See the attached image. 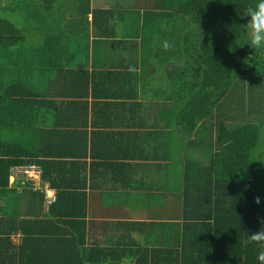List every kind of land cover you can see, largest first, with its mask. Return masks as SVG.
<instances>
[{
    "label": "trees",
    "instance_id": "1",
    "mask_svg": "<svg viewBox=\"0 0 264 264\" xmlns=\"http://www.w3.org/2000/svg\"><path fill=\"white\" fill-rule=\"evenodd\" d=\"M92 1H0V188L9 187L12 167L35 165L57 195L47 204L41 191H0L6 200L0 204V264H264L261 249L242 243L264 228V56L246 45L244 19L257 0H145L144 13L118 0L95 9ZM140 16L151 36L144 44L158 38L167 45L146 49L173 64V121L184 135L172 146L180 152L186 143L195 145L210 157V165L193 155L186 159L175 246L141 242L138 230L112 243L87 237L85 159L108 154L92 147L85 131L91 105L104 114L92 124L99 125L113 118L106 107L143 104L85 99L110 96L106 89L119 82L116 97L139 100L136 51L127 71L84 68L90 50L95 59L105 58L106 47L122 56L130 42L124 34L118 39V30L131 32ZM165 25L172 30L164 39ZM158 224L149 222V229L160 231Z\"/></svg>",
    "mask_w": 264,
    "mask_h": 264
},
{
    "label": "crops",
    "instance_id": "2",
    "mask_svg": "<svg viewBox=\"0 0 264 264\" xmlns=\"http://www.w3.org/2000/svg\"><path fill=\"white\" fill-rule=\"evenodd\" d=\"M116 1L93 0L92 7L110 9ZM144 1L126 0V4L125 0H118L131 11L142 13H144ZM90 18L92 19V15ZM139 19L140 22L138 24L136 22L134 27H131V32L129 29L126 32L118 30L120 34L118 39H121L124 34L126 36L123 40L134 44H124L122 56L121 54L116 55L111 48L106 47L102 50L105 58L95 59L97 54L90 50L89 67L84 68L89 69L91 73L98 70L107 73L127 71L131 69L129 66H132L134 62L129 54L134 56V51H136L140 57L138 62L139 100H125L116 97L121 90L120 85L117 84L119 82H115L111 88L106 89L107 94H111L110 96L90 95L85 99L91 103L102 104L122 102L125 104L135 101L143 104L141 109L127 106H124V109L119 106L106 107V114L112 115L113 118L107 120L109 122L107 124H102L104 120L101 119L99 125L92 124L99 123L97 116L104 114L101 110L94 109L93 104L91 105L88 118L90 123L85 131L89 132V142L92 144L93 141L95 144L92 147L108 154L107 157L85 159L89 164L85 191L89 198V215L86 219L87 237L89 240H97L101 243H112L120 236L138 230V234L142 231L139 238L141 242L145 240L151 246H158L156 240L160 239L163 244L159 243V245L169 246L165 240L172 241L174 245L175 241H179L177 238H180L181 234L179 223L183 203L180 193L183 191L186 159L189 155H193V159L199 160L203 165H210V157L202 155L199 149H195V145L190 148L186 143L180 152L172 146L184 135L181 126L173 121L176 104H178V101L171 97L174 95L173 79L170 76L173 64H167V61L161 60L164 56H154V51L146 49L152 45L151 47L156 50L157 45L162 43L165 46V44L158 38L156 42L149 40L144 44L143 38L148 37L144 28L146 19L141 16ZM148 19L151 21L150 18ZM164 27L167 30L165 39L172 30V25ZM100 54L101 52H98V55ZM127 84L125 83V86ZM92 163H98L99 166L95 164L92 166L94 170H91ZM11 178L9 187L0 188V191L33 190L31 183L26 180L16 177L14 183H11ZM198 180H200L199 183L205 180L209 182L208 177L205 179L199 177ZM51 190L55 191L53 188ZM5 201L0 192V204H5ZM175 210H178L179 214ZM148 212L162 214L163 218L156 219L148 215ZM138 221L145 225H134ZM149 222L159 223L161 230L152 232L148 226ZM120 233L123 234L120 235ZM14 239L16 243L20 242V235Z\"/></svg>",
    "mask_w": 264,
    "mask_h": 264
},
{
    "label": "clouds",
    "instance_id": "3",
    "mask_svg": "<svg viewBox=\"0 0 264 264\" xmlns=\"http://www.w3.org/2000/svg\"><path fill=\"white\" fill-rule=\"evenodd\" d=\"M244 19L248 37L246 45L253 50V54L264 56V0H257L255 6L249 7L244 14ZM255 203L260 204L259 197L255 198ZM242 243L245 246L252 244L261 249L259 259L264 261V228L260 227L256 231L249 232L248 238Z\"/></svg>",
    "mask_w": 264,
    "mask_h": 264
},
{
    "label": "built area",
    "instance_id": "4",
    "mask_svg": "<svg viewBox=\"0 0 264 264\" xmlns=\"http://www.w3.org/2000/svg\"><path fill=\"white\" fill-rule=\"evenodd\" d=\"M36 169V173L38 176L34 179V175L32 176L31 171ZM41 168L37 167L35 165H23V166H14L11 169V177H18L22 180H26L27 182L31 183L33 186L34 191H41L45 195V201L47 204H52L56 201L57 195L56 192L51 190L50 184L43 183V180L41 181L39 179V176L41 175Z\"/></svg>",
    "mask_w": 264,
    "mask_h": 264
},
{
    "label": "rangeland",
    "instance_id": "5",
    "mask_svg": "<svg viewBox=\"0 0 264 264\" xmlns=\"http://www.w3.org/2000/svg\"><path fill=\"white\" fill-rule=\"evenodd\" d=\"M1 1V0H0ZM4 1H6V0H4ZM4 3V2H3ZM2 4H0V6H1ZM12 6H10V7H13L14 9L16 8L15 7V4H11ZM1 8V7H0ZM2 10V9H1ZM4 12V15L6 16H8L9 14L11 15V16H15V15H17V12L16 11H3ZM33 173V174H32ZM30 174H32V176L34 175V179L36 178V176H38L37 175V173H36V169H34L33 171H31V173ZM14 178L15 177H13V178H11V183L13 182L14 183ZM39 179L42 181V176L40 175L39 176ZM32 185V184H31ZM175 211H177V213H178V210H175ZM151 215V216H154L156 219H160L161 217L163 218V215L161 214V215H157V214H155V213H151V212H148V215ZM179 214V213H178ZM169 228H170V226L169 225H167ZM123 233H120V235H122ZM119 235V236H120ZM180 242V241H179ZM158 243H163L162 241H160V239H159V241H158ZM165 243H167V245H172V241H170L169 242V240L168 239H166L165 240ZM175 243H176V241H175ZM176 244H178V242L176 243ZM175 244V245H176Z\"/></svg>",
    "mask_w": 264,
    "mask_h": 264
}]
</instances>
